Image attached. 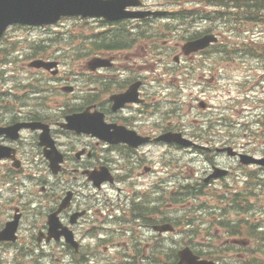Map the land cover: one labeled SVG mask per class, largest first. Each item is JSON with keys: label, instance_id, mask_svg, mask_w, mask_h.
<instances>
[{"label": "rangeland", "instance_id": "1", "mask_svg": "<svg viewBox=\"0 0 264 264\" xmlns=\"http://www.w3.org/2000/svg\"><path fill=\"white\" fill-rule=\"evenodd\" d=\"M195 1L200 0H145L144 2L147 8H151L153 10H166L169 14L166 16H162L160 17V19L154 21L149 30V33L156 32L157 37H159L158 42L161 46L159 50L162 53L161 56L157 55L155 58L157 59L156 73H160L163 75L162 89L155 87L150 90L151 95L155 93L156 100L161 101L162 106L160 110H158V112H160L162 114V117L164 118L162 122H171V119L174 117L175 120L172 121L173 123H186L190 128L191 125L200 126V124L197 123V119H202L201 117L203 116L204 118L209 117L210 121L213 122L215 126H223L220 125L218 121V119L223 118L222 120L226 119V123H230L231 126H233L232 128L233 130H235V134L237 135V137L240 136L239 138H241V140H247V137H244L241 134H248V129H251L253 133H257L258 138L254 139L252 141V144L257 143L256 145L258 146V155L264 154V54L258 53L261 52V49H264V20L261 23H258L252 30L247 29L242 25L241 27L235 29V32L232 31V35H228L229 31L227 30H224L226 32L223 33L224 36L222 37V39H227L228 36H234L236 37V45H240L245 48L250 47L249 49L256 48L257 52H255L254 54H251L250 50H243L241 51L242 53H238L235 55V61H226L219 65L217 61H219L220 63L221 57L220 55H217V51L215 54H205L204 56H206V58L199 55L189 56L187 58L181 57L180 62L178 63L179 65H173L172 57H174V54L180 52V46L185 39L183 38L180 30H168L164 26L166 24L176 26L171 14H177V12L184 13L185 10H188L189 12H196L195 9H197V6L194 5L196 3ZM202 8V4H199L197 9L198 13L202 10ZM203 9L208 12L209 7L206 6ZM220 21L221 20L213 19L210 21L207 20L206 22L197 18V20L190 23V25H188V22L183 24L181 26V30L183 33H185L186 36L193 33V36H195L196 34L205 32V30L209 28L213 29L215 32L221 30V25L224 27H228L230 25L223 22L217 24ZM136 23L137 22L135 21H128V23H126L131 29L130 33L124 28L114 27L113 33L117 34L118 36L105 31L107 27H113V25L104 23L98 19L88 20V18H80L74 16L67 17L64 20H61L58 24H55L54 26L46 30L11 27L5 34L4 41L1 42L2 45L0 56L8 57L10 65H6V68H9V70H7V73L0 78V104L10 107L12 111L19 112L16 107L18 109L22 108L20 106H17L20 102V97L24 98V93L29 89L31 91L29 94V99L28 101H24L25 108L22 109L28 110L44 104H47L52 108H56L57 101H59L57 100L59 96L58 91H60L57 85L58 83L51 81V78L48 76V74L44 76L45 79L42 77V74H40L41 76L35 75L34 77V70L28 67V65L32 63L31 61H37L38 59H40L38 58V55H44L43 57H49L53 60H60V57L66 58L69 64L74 60V57H77V54L85 53V51L78 50L80 44L84 43L86 48V43L89 47V45L95 41L104 43H108L110 41H122V43L125 41H130L131 43H134V38H136L138 42L134 45L135 48V46L138 44H144L143 40L147 41L149 39H145V36L139 39L134 35V33L136 34L138 30H132V28H135ZM158 26H160L161 28H158ZM221 31H223V29ZM42 39L44 41L41 42ZM178 41H182L180 45ZM232 41L235 40L232 39ZM36 51L38 53L41 52V54L34 55ZM126 52L127 51L125 50L122 57L129 59V61H126L125 64L128 65V68H133V65H135V63L133 62V53ZM2 64H0V68H2ZM22 64L24 66V69L20 74L17 75L16 73L10 71V69H13L14 67L22 68ZM147 66L150 67V65ZM64 68L70 69L68 65H65ZM71 68L73 69L72 66ZM192 68H194V70H192ZM224 72H226V74H224ZM164 75H178V80L180 81L178 83H174V85L185 86V88L181 91L178 90V92L175 93L172 84L167 82L169 80V77H166ZM24 76H26V78H22ZM187 76L189 77V79H184ZM202 77L215 78V82H206L204 81L206 79H201ZM40 80L41 82H38ZM34 84L35 87L39 90H42L43 88H52V90L49 91V94H47V91L37 92L32 87ZM198 90H203V93H199ZM167 91L169 92L167 93ZM42 96H47V98L43 100ZM175 98L177 100L178 110H175L173 108V104L171 103V101ZM16 99H18L19 102L14 103ZM199 99H203L208 102L211 105L210 110L204 111L202 108L198 107L197 103ZM191 103L193 104V108L189 110V106L191 105ZM160 113H156L154 116H152L153 118L151 119V121L159 122ZM221 113H223L225 117L220 115ZM191 122L192 124H190ZM203 122L204 121H201V123ZM245 126H247V128ZM245 128L246 130L244 131ZM175 129L179 130L178 128ZM182 132L184 133V131ZM207 133L208 132L205 131V134ZM209 133L212 135L211 132ZM184 135L188 137L186 134ZM85 139L86 138L84 137H63L62 140L63 143L66 144V146L63 147L62 142L59 140L61 142L60 149L66 150L70 145H80L81 143H85ZM29 140L31 142L27 143V149L31 151L30 154L35 168L46 170L47 174L45 175V177H49L51 179V173L47 169V161L42 155V149L39 148L37 144V137ZM90 145L94 146V142H91ZM57 150H59L58 147ZM152 153H154V156H156V148L153 149ZM172 155L176 156L175 159H177L179 165L187 164V167H183V169H181L183 170V174L185 172H189L188 170H190L191 167L190 163H193V166L202 164V158L191 153L188 150L185 151L182 149L181 151V149L173 148ZM218 157L222 160V162L226 163V157H222L221 155H219ZM176 168L177 170H180V168ZM243 168L244 167H241V169ZM262 180L264 181V178H262ZM150 182V177L140 174L139 172H133L131 174V177L123 186H125L129 190H133V192H137L138 194V192L143 191L147 184H149ZM29 183L30 182L25 180L24 184L22 183L20 177H16L13 180H9V184L13 188L8 189L6 185H3L2 188L4 189V192H1L0 194V207L2 208L0 210H2V222L5 217L12 214L11 211L15 206L25 205L28 211V214L26 216L27 221H25V229L27 233H29V229L31 227H35V230L37 228V232L42 227L43 222L39 223L37 221V217L40 220H43L44 217L37 216V213L44 210V202H46L45 200H42V198L36 196L41 185L34 184L30 188ZM62 186H67V183H62ZM24 187H27V190H25ZM16 188H20L25 193L30 192L28 193L27 197L32 204H28L27 201L21 199L22 197L26 196L25 193L21 194L19 197H16ZM114 190L115 189L105 191L103 189H98L96 191L95 194L98 196L97 198L99 201L97 203L98 212H95L94 215H91L93 218L103 216L100 213V209H105L108 202H119V200L117 199V194L119 191L115 190V192L113 193ZM31 191H33V193H31ZM257 198V217L260 219L258 221L257 228H260L259 230H264V217H262V214L264 213V189L259 190ZM77 218L78 217H75V221L77 220ZM237 229L239 230V228ZM168 236L171 237L173 236V234H169ZM152 239L154 238L152 237ZM118 240L119 242L122 241L121 238ZM172 241H170V243L172 244L174 255H177L179 250H181L185 246H188L189 244V239L186 238V235H177L176 239H173ZM200 241L201 239L197 238L193 242L197 248H199L198 244ZM21 243L22 245H18V249H16L17 258L15 261L14 259H12V261H9L10 250L12 249V246H10V249H6L5 246H1L0 244V264L48 263L49 259L44 258L45 252L40 251L42 254L37 255L36 257L30 256L31 251L34 250V247L36 250L35 252H39L37 251L39 250L38 247L35 245L38 244L36 241L34 244V242L31 243L28 238L23 237ZM26 247L28 248L25 255L23 249H25ZM252 247L256 246L248 247V251L250 249L252 250ZM104 248L105 247L102 246L101 251ZM214 248L217 249L219 247L214 246ZM256 248L257 254H255L257 258L255 259V262L253 264H264V247H261L260 243L258 242ZM258 250L261 251L258 252ZM109 253L111 254L110 250ZM237 254V251L223 252L222 257H224V259L229 263L235 261L241 264H251L247 263L245 258L237 256ZM64 256L65 253L60 252L58 258L55 259L56 264H65L67 258ZM105 256H107V254L99 253L98 255H96L97 261L104 259ZM177 260L178 257L176 258V260L175 258L172 259V261L175 262ZM66 264L75 263L69 260ZM144 264L161 263L145 260Z\"/></svg>", "mask_w": 264, "mask_h": 264}, {"label": "flooded vegetation", "instance_id": "2", "mask_svg": "<svg viewBox=\"0 0 264 264\" xmlns=\"http://www.w3.org/2000/svg\"><path fill=\"white\" fill-rule=\"evenodd\" d=\"M122 56L123 53L120 50L107 49L102 56L107 60L104 67L89 66L87 60H81L75 63V67L69 75L60 74V71H58V74L53 75V77L59 79L61 83L64 84L73 79V87L71 85L62 86L74 88L72 92L74 93V99L71 100L70 96L63 95L57 99L59 101H57L56 108L44 104L28 110L22 109L25 108L24 101L29 99V90L25 92L26 97L24 99L20 97V102L18 99L14 101V103L19 102L17 106L22 107L19 109L16 107L19 112L12 111L10 107L0 104V126L9 127V125L34 121L46 123L56 146L63 154V163L57 175L63 180H72L75 186L80 187L82 190L91 184L88 180L89 176L98 171L100 167H105L115 178L120 177L117 170L131 174L139 172L150 177V179H154L158 175L149 186H146L143 191L138 193L137 200L130 199L127 206L129 209H138L139 218L137 221L139 226L143 227V231L139 233V236L145 241L146 236L157 238L163 235L154 231V226L162 223H171L173 226L172 233L177 234V222L184 217L186 212L177 217L176 210H173L174 204L177 207L176 196L179 194L186 196L187 199L191 195H207L208 197L211 194L218 195L221 201L225 196V198L231 199L241 193H248L251 189V172L246 170V168L241 169L240 175L244 173L245 176H241L238 186L236 172L233 171L234 165H238V163L234 162L230 157H228L230 162L224 163L217 154L214 155L211 150L210 140L205 138L206 134L204 132H186L182 130V127H177L180 126L177 123H163L161 114L159 115V122L151 121L152 116L160 113L158 110H160L161 104L157 102L155 93L151 95L148 77L142 71L140 72V67L135 65L131 75L127 64H125L128 59ZM102 70L105 73H102ZM39 71L43 72L45 70L39 69ZM152 78L153 80H149L150 83L158 81L156 76ZM133 82H139L137 95L131 101L115 103L114 96L126 91ZM48 90L49 88L45 90L47 94L49 93ZM97 112L102 113L103 120L109 126H125L148 140L137 147L129 146L127 143H105V141H99L94 136L76 134L71 130H66L61 125L67 116L72 114L77 115V118L79 117L81 121L96 124L98 119ZM175 128L184 131V134L199 145L183 148L175 143H164L155 140L163 129L165 131H177ZM26 129H21L16 139L1 135L0 144L10 145L19 153H30L31 151L27 149V143L30 142L29 139L35 137L38 139L39 131L34 129L30 132L28 131L30 129ZM66 136L74 138L84 137L86 138L85 143L76 146L70 145L68 149L61 150V142L63 147L66 146L62 140ZM91 142H94V146L90 145ZM229 145L232 146V144ZM156 146L167 147L168 158L164 159L162 156L154 157L152 151ZM173 148H182L185 151L198 150L201 152L199 154L202 158L201 169L196 171L190 163L189 172L183 174L181 169L187 167V164H178L177 159H175L176 156L172 155ZM236 150L239 152L244 151L242 149ZM235 158L237 159V157ZM176 167L180 168V170H177ZM215 168L226 169L227 175L221 177L210 176ZM66 189L78 192L76 188L67 187ZM164 194H168L170 199L165 206V210L162 208ZM55 195H57V192L50 188V192L45 194V198L54 197ZM209 211L212 216H216L214 207H210ZM191 212L192 209L190 208L188 214L190 215ZM18 213L22 217L23 212L19 210ZM70 215L69 209L62 211L60 220L63 224H65V219ZM230 215L235 216L233 213ZM169 234L171 233L166 232L164 235ZM46 236L43 235V237ZM59 242L62 243L64 252L67 248L72 249L63 239H60ZM90 251L89 249L88 253ZM167 252L171 253V250ZM93 255L95 256V254Z\"/></svg>", "mask_w": 264, "mask_h": 264}, {"label": "water", "instance_id": "3", "mask_svg": "<svg viewBox=\"0 0 264 264\" xmlns=\"http://www.w3.org/2000/svg\"><path fill=\"white\" fill-rule=\"evenodd\" d=\"M126 4L128 0H0V35L6 25L12 22L47 24L56 21L61 15L77 12L104 15L107 18L132 15L123 11ZM212 39L214 38L206 37L195 41L192 43L194 44L193 49L205 47ZM95 130L101 131L100 128H95ZM172 138L168 136V139ZM261 161L258 160V162ZM184 261L187 260L185 256H182L179 264H190L189 260L188 263ZM199 263L210 264L204 260Z\"/></svg>", "mask_w": 264, "mask_h": 264}, {"label": "trees", "instance_id": "4", "mask_svg": "<svg viewBox=\"0 0 264 264\" xmlns=\"http://www.w3.org/2000/svg\"><path fill=\"white\" fill-rule=\"evenodd\" d=\"M212 4H219L225 6H235L240 9L241 18L252 19L253 17L259 18V10L264 7V0H205ZM232 4V5H231ZM224 16V15H223ZM186 16L182 15L181 18Z\"/></svg>", "mask_w": 264, "mask_h": 264}]
</instances>
